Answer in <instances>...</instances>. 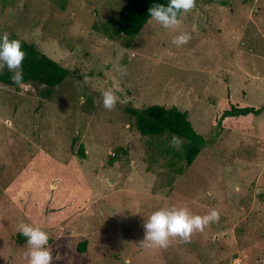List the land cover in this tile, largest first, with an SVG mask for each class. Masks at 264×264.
<instances>
[{
	"label": "rangeland",
	"instance_id": "1",
	"mask_svg": "<svg viewBox=\"0 0 264 264\" xmlns=\"http://www.w3.org/2000/svg\"><path fill=\"white\" fill-rule=\"evenodd\" d=\"M126 1L0 0V34L69 69L52 89L0 82V264H27L20 223L48 231L52 264H264V111L217 120L264 101V0H196L173 29L149 18L111 39L102 26ZM182 32L190 42L174 45ZM148 104L187 112L206 140L191 163L171 135L136 131L125 107ZM171 207L220 221L141 247L145 220Z\"/></svg>",
	"mask_w": 264,
	"mask_h": 264
},
{
	"label": "clouds",
	"instance_id": "2",
	"mask_svg": "<svg viewBox=\"0 0 264 264\" xmlns=\"http://www.w3.org/2000/svg\"><path fill=\"white\" fill-rule=\"evenodd\" d=\"M196 7V0H168L167 3H156L148 9V17L165 29H173L181 23V17ZM191 33L182 32L175 36L172 43L183 46L190 42ZM26 53L19 39H11L7 32L0 34V72L5 68L12 73L14 84L24 82L23 62ZM121 75H127V69L119 67ZM85 79H87L85 77ZM102 106L112 111L118 103V97L112 90L102 92ZM84 103V98H80ZM173 148L182 146L180 137L173 135L170 141ZM220 213L213 209L205 215L193 214L186 207L159 208L143 224L144 238L140 246L144 248H168L173 240L190 243L192 235L203 232L211 224L219 223ZM18 231L25 238L27 264H52L53 254L49 247L50 235L42 227L32 223H20Z\"/></svg>",
	"mask_w": 264,
	"mask_h": 264
},
{
	"label": "trees",
	"instance_id": "3",
	"mask_svg": "<svg viewBox=\"0 0 264 264\" xmlns=\"http://www.w3.org/2000/svg\"><path fill=\"white\" fill-rule=\"evenodd\" d=\"M168 0H127L117 12L115 27L103 25L104 34L115 39L119 36L131 38L136 35L145 25L148 17V9L156 3H167ZM11 39H19L26 53L23 62L24 82L32 86L43 84L47 89H52L69 74V69L57 61L39 51L32 42H26L16 36ZM126 45V43H124ZM12 73L6 68L0 72V82L15 85L11 79ZM127 113L133 116V124L140 135H158L167 133L181 138L183 158L185 164L191 163L201 148L206 144L204 137L197 133L187 118V112L177 107L159 104H148L139 108L125 107ZM264 111V101L257 106H237L229 103L218 115V122L226 117H239L245 115H258ZM77 154L84 156L83 149L79 145ZM14 240L17 243L26 242L25 238L15 233ZM85 241L77 246L78 251H83Z\"/></svg>",
	"mask_w": 264,
	"mask_h": 264
}]
</instances>
